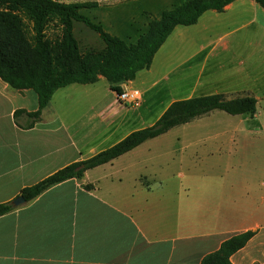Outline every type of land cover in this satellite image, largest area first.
Returning a JSON list of instances; mask_svg holds the SVG:
<instances>
[{"label": "crops", "instance_id": "0c3cea01", "mask_svg": "<svg viewBox=\"0 0 264 264\" xmlns=\"http://www.w3.org/2000/svg\"><path fill=\"white\" fill-rule=\"evenodd\" d=\"M234 4L224 13L206 11L192 26L207 30L200 20L217 21ZM246 6L262 23L244 33L248 43L244 36L241 42L232 39L224 51L250 53L247 75L234 93L249 94L256 107L264 106V98L254 94L264 84V9L252 0ZM244 21L237 29L247 28L250 22ZM184 30L176 26L154 59L162 51L158 56L172 64L173 53L185 47ZM150 70L120 84L142 93L140 105L147 101ZM170 74L169 99L163 103L161 91L151 93L158 111L120 105L108 83L97 85L104 79L98 77L94 84L54 91L34 123L26 113L38 109L36 94L0 79V204L152 126L172 102L191 98L198 83L188 96H179L185 91L184 71ZM204 128L191 122L174 127L86 170L81 179L14 206L0 216V264H200L223 241L247 231L254 235L230 262L264 264V107L253 116L229 115L212 135L200 133Z\"/></svg>", "mask_w": 264, "mask_h": 264}, {"label": "trees", "instance_id": "16d2710c", "mask_svg": "<svg viewBox=\"0 0 264 264\" xmlns=\"http://www.w3.org/2000/svg\"><path fill=\"white\" fill-rule=\"evenodd\" d=\"M234 1L184 0L163 12L160 19L150 22L148 30L139 34L135 42L126 43L80 13L95 5L53 0H0V79L12 89L32 90L36 94L38 109L26 113L34 123L53 92L69 84H94L98 77H103L110 89L120 94V84L134 80L138 72L150 68L153 57L176 26L194 25L206 11L221 13ZM252 1L264 9V0ZM74 22L82 23L96 33L104 50L81 55L73 37ZM50 25L59 31L53 39L46 35ZM256 105L257 100L245 93L230 99L216 93L174 101L152 126L130 133L89 159L56 171L24 188L20 196L29 202L63 181L81 179L86 170L106 164L143 142L214 110L231 116H253ZM19 113L25 111L16 112ZM14 208L11 202L0 204V216ZM253 235L247 231L231 236L216 251L204 256L200 264H232L230 257Z\"/></svg>", "mask_w": 264, "mask_h": 264}, {"label": "rangeland", "instance_id": "374dc122", "mask_svg": "<svg viewBox=\"0 0 264 264\" xmlns=\"http://www.w3.org/2000/svg\"><path fill=\"white\" fill-rule=\"evenodd\" d=\"M53 1L65 4L89 3L95 5L82 9L80 13L88 17L91 22L102 26L110 35L118 37L126 43H133L139 34L145 33L148 30L150 22L160 19L163 12L171 10L184 0ZM249 1L251 0H235L233 8L225 12L226 16H221L217 21H212V23L200 20V25L204 24L207 30L202 27L195 28L192 25L179 26L181 29H185L183 31L184 49L181 48L180 52L173 53L175 57L172 64L171 58L161 59V56H158L162 51L159 52L155 59L153 57L154 60L151 63V74L148 81L150 89L145 94L147 101L144 105L141 104L138 107H149L158 111L160 109L158 101L151 99V93L161 91L159 96L163 99L161 101L165 103L169 99L166 89L171 86L174 79L170 71L177 68L181 69V71L183 70L186 77L184 81L185 91L183 90L184 92L179 96H188L194 82L198 83V87L193 90L192 97L220 93L226 95L227 99H230L238 94H242L234 93V89H236L234 85L240 83L246 77L247 74L244 70L246 68L245 65H247V55L250 53L248 51H237L232 56V54L224 51V46L232 39L241 42L242 36L245 38L244 42L248 43L251 40L250 36L247 37V34L245 35L244 33H251L253 27L256 26L255 24L261 25L260 16L258 14L257 16L251 8L246 6L249 5ZM221 13H224V11ZM231 16L233 18L229 19ZM242 21H244L243 24L246 22H250V24H248L247 28L241 27L237 29L242 25L239 24ZM46 35L53 39L56 35H59V31L50 25L46 30ZM73 37L77 42L81 55L100 53L104 50V44L98 35L82 23H73ZM174 39H176V36L169 40L165 49L169 48L168 51H170L175 41ZM178 41L180 42V40ZM97 85L104 88L107 85V81L102 79ZM263 87L264 84H261L254 89V94L263 97ZM262 107H264L262 104L258 105L256 107L257 111H260ZM228 116L224 112L214 110L191 121V123L200 124L205 127L200 133L212 135L214 134L212 131L213 127L223 126Z\"/></svg>", "mask_w": 264, "mask_h": 264}, {"label": "built area", "instance_id": "2783aa9c", "mask_svg": "<svg viewBox=\"0 0 264 264\" xmlns=\"http://www.w3.org/2000/svg\"><path fill=\"white\" fill-rule=\"evenodd\" d=\"M116 101L122 106L138 107L141 103V93L136 89L123 87L120 94H117Z\"/></svg>", "mask_w": 264, "mask_h": 264}, {"label": "water", "instance_id": "95a60500", "mask_svg": "<svg viewBox=\"0 0 264 264\" xmlns=\"http://www.w3.org/2000/svg\"><path fill=\"white\" fill-rule=\"evenodd\" d=\"M24 202L25 201H24L23 197L22 196H18L11 203H12L13 206L17 207V206L23 204Z\"/></svg>", "mask_w": 264, "mask_h": 264}]
</instances>
